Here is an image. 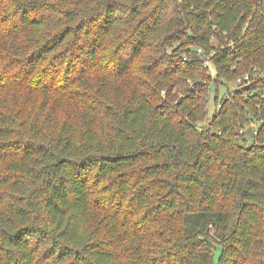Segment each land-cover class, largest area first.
I'll list each match as a JSON object with an SVG mask.
<instances>
[{
	"label": "trees",
	"instance_id": "16d2710c",
	"mask_svg": "<svg viewBox=\"0 0 264 264\" xmlns=\"http://www.w3.org/2000/svg\"><path fill=\"white\" fill-rule=\"evenodd\" d=\"M263 95L264 0H0V264H264Z\"/></svg>",
	"mask_w": 264,
	"mask_h": 264
},
{
	"label": "built area",
	"instance_id": "2783aa9c",
	"mask_svg": "<svg viewBox=\"0 0 264 264\" xmlns=\"http://www.w3.org/2000/svg\"><path fill=\"white\" fill-rule=\"evenodd\" d=\"M198 52H199V53H202V50L199 49ZM184 60L186 61L187 59L184 58ZM205 66L207 67V69H208V71H209V75L212 76V77H214V76H213V75H214L213 67L211 66V63H210L209 60H206ZM257 71H258L257 68H254V73H256ZM251 80H252V77H251L250 74H246V75H244V76H240V77L237 79L236 84L233 86V89H234V90H237L240 86H242V85H244V84H249V83L251 82ZM203 84L205 85L206 82H204ZM214 91H215V88H212V89L210 90V96L207 98V100H209L210 103H211V101H213V98H214V96H215V92H214ZM263 98H264V95H263ZM221 109H222V104L219 103V104L217 105V107H215V109H214V111H213V114L211 115V114L209 113V118H212V116H214L215 113H220V110H221ZM209 112H210V107H209ZM254 125H255L254 135L256 136V135H258V127L256 126L255 123H253V124H252L253 128H254Z\"/></svg>",
	"mask_w": 264,
	"mask_h": 264
},
{
	"label": "rangeland",
	"instance_id": "374dc122",
	"mask_svg": "<svg viewBox=\"0 0 264 264\" xmlns=\"http://www.w3.org/2000/svg\"><path fill=\"white\" fill-rule=\"evenodd\" d=\"M214 109H215L214 102L211 101V103H210V114H211V115L213 114Z\"/></svg>",
	"mask_w": 264,
	"mask_h": 264
}]
</instances>
